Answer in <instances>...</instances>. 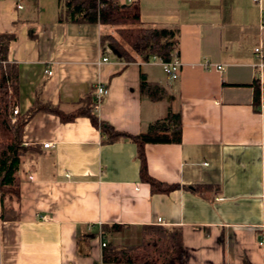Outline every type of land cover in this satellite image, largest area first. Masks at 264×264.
<instances>
[{"label":"crops","instance_id":"0c3cea01","mask_svg":"<svg viewBox=\"0 0 264 264\" xmlns=\"http://www.w3.org/2000/svg\"><path fill=\"white\" fill-rule=\"evenodd\" d=\"M116 1L138 3L142 25L178 31V81L168 84L153 57L125 63L109 49L102 55L100 38L114 29L71 22L59 0H0V35L14 36L8 62L17 68L18 117L43 105L70 113L94 98L98 85L107 95L94 111L121 133H144L171 108L180 116L181 143L147 144V173L162 183L211 189L151 194L140 179L135 144L107 143L88 118L63 123L41 110L23 131L31 150L17 173L19 199L0 221L1 264H107L101 230L119 226L105 239L125 245L147 225L178 228L187 264H264V68H257L255 55L257 48L264 54L260 5ZM141 74L164 90L160 101L140 93Z\"/></svg>","mask_w":264,"mask_h":264},{"label":"trees","instance_id":"16d2710c","mask_svg":"<svg viewBox=\"0 0 264 264\" xmlns=\"http://www.w3.org/2000/svg\"><path fill=\"white\" fill-rule=\"evenodd\" d=\"M64 14L71 22L98 24L112 27L113 33L101 36V53L109 49L119 60L125 63L147 61L156 57L169 62L171 53L178 43V31L169 28L145 26L140 22L138 3L121 5L116 0H59ZM14 36L0 35V221L9 203L19 199V178L17 173L23 158L30 147L23 144V131L34 114L46 110L59 116L63 123L74 121L78 117L88 118L107 143L129 140L137 147L140 161V179L150 188L151 194H168L183 189L193 193L211 189L207 186H186L166 184L149 176L146 168L145 146L147 144H179L182 138V125L179 114L169 108L163 119L148 125L146 132L129 135L116 131L109 124L99 120L95 113L96 101L89 96L81 106L70 113H64L56 107L43 105L33 107L26 116L16 117L11 122L13 109L18 99L17 68L8 62V47ZM115 52V54L113 53ZM254 105L260 106L261 86L259 79L253 82ZM140 93L151 101H160L164 90L151 85L140 76ZM119 226L103 229L104 237L119 232ZM102 261L107 264H187L183 259V241L178 228L147 225L141 228L138 240L134 244L118 245L108 242L102 248Z\"/></svg>","mask_w":264,"mask_h":264},{"label":"built area","instance_id":"2783aa9c","mask_svg":"<svg viewBox=\"0 0 264 264\" xmlns=\"http://www.w3.org/2000/svg\"><path fill=\"white\" fill-rule=\"evenodd\" d=\"M253 3L260 5V23L261 27L264 28V7L261 6V0H253ZM255 55L258 58L259 62L257 64V68L260 70L264 68V54L261 52L260 48L255 49ZM155 60L159 62V64L162 67L163 73L166 77L168 84H174L178 81L180 76V69H181V63L179 61L178 57V51L177 47L174 48V50L171 53V59L169 62H162L158 58L153 57ZM102 63L108 62L107 58L101 59ZM218 70H221L222 67H217ZM48 75H51L50 71H47ZM107 95V89L103 85H98L96 87L94 100L96 101L95 108L101 103V100ZM94 108V109H95ZM19 115V110L17 107H14L13 109V115L11 117V122L14 123L16 120V117ZM51 147V144L47 143L43 145L44 149H48ZM158 224H163V221L161 219H158ZM98 239L100 242V247L104 248L107 244L105 237L102 235V233H99ZM1 264V262H0Z\"/></svg>","mask_w":264,"mask_h":264},{"label":"rangeland","instance_id":"374dc122","mask_svg":"<svg viewBox=\"0 0 264 264\" xmlns=\"http://www.w3.org/2000/svg\"><path fill=\"white\" fill-rule=\"evenodd\" d=\"M114 242H116V241H114ZM118 242V241H117Z\"/></svg>","mask_w":264,"mask_h":264},{"label":"water","instance_id":"95a60500","mask_svg":"<svg viewBox=\"0 0 264 264\" xmlns=\"http://www.w3.org/2000/svg\"><path fill=\"white\" fill-rule=\"evenodd\" d=\"M115 54V52H113Z\"/></svg>","mask_w":264,"mask_h":264}]
</instances>
